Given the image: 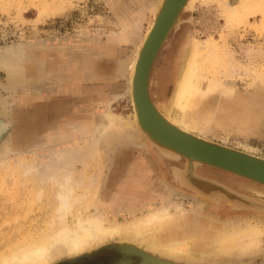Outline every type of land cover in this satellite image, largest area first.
<instances>
[{"label": "rangeland", "instance_id": "374dc122", "mask_svg": "<svg viewBox=\"0 0 264 264\" xmlns=\"http://www.w3.org/2000/svg\"><path fill=\"white\" fill-rule=\"evenodd\" d=\"M157 1L0 0V252L21 243L24 238L40 235L54 217L56 202L50 198L51 191L44 183L38 185L29 180L27 174H22V168L32 164L38 169L42 165L40 162L48 163L49 160L39 157H47L58 138L66 142L97 138L95 129L106 121L103 118L105 109L115 115L132 116L129 95H126L128 80L122 70L131 58L137 36H129L128 29L138 25V34H144L152 21L151 10ZM239 1L192 2L191 9L182 13L180 22L155 59L149 76L150 94L153 101L160 100L159 95H154L158 90L160 72L170 67L173 61L181 64L187 58L188 53L183 60H178L177 54L181 35L186 29L191 30L197 39L210 41L214 47L212 52L215 53L214 56L211 53L213 59L211 57L208 61L210 66L208 64L205 70L206 75H216L230 88L209 92L212 97H217L211 101L219 102L217 109L221 103H227L226 111H229L226 115L230 118L222 124L212 116L209 131L200 134L213 142L264 158V0H245L240 7ZM230 7L232 9H228ZM173 84L171 79L164 86L165 96L171 94ZM211 104L203 107L208 109ZM134 133H116L101 145L105 160L98 165L101 174L97 178L98 185L89 188L88 200L85 197L67 214V223L72 222L76 210L94 211V207L87 206L93 201L95 204L97 197L106 193L112 198L117 196V189H123L124 196L116 200L111 198L112 208L137 203L138 193L121 187L125 181L131 180L141 184L143 193H139L145 198L155 194L156 203L169 195L180 199L186 206L194 201L204 203L202 198L178 185L175 171L183 166V159H168L148 143L141 146L122 144L130 135L136 136ZM70 148L71 145L63 146V149ZM76 164L72 171L83 172L82 163ZM197 167L201 172L218 175L220 181L242 196L264 203V187L213 168ZM92 170L95 171L94 165L88 162L84 174ZM35 184L42 190L38 199L33 193L38 190ZM82 187L84 185L75 193H82ZM255 191L261 193L258 195ZM214 204L217 206L218 202ZM208 205L204 203L202 209L208 210ZM235 212L233 215L262 220L264 228L262 213ZM116 217L120 219L122 214L118 213ZM201 251L202 244H194L189 252L190 259L182 264H264V233L261 245L248 254L233 252L227 256H213L201 254ZM108 255L114 257L109 264H116L124 257L132 264L140 263L142 259L139 253L101 247L85 255L90 258L74 264H108L105 261ZM82 257L67 260L61 255L54 261L58 264Z\"/></svg>", "mask_w": 264, "mask_h": 264}, {"label": "bare ground", "instance_id": "6f19581e", "mask_svg": "<svg viewBox=\"0 0 264 264\" xmlns=\"http://www.w3.org/2000/svg\"><path fill=\"white\" fill-rule=\"evenodd\" d=\"M186 1L188 5L190 2H197L198 0ZM244 2L245 0H240L238 6H243ZM157 3H160V0ZM157 3L151 10L152 21L144 34H138V25L128 29L129 36L133 34L137 36L133 42L135 48L131 58L122 70L129 85L134 72L135 59L137 58L135 53H137L139 45L146 39L153 26V17H155L158 8ZM184 4L185 0L181 5V9ZM178 23L176 19L171 29L177 26ZM131 41L133 40L131 39ZM180 41L177 54L179 56L178 60H183L184 56L187 55L186 53H188L187 58L181 64L173 61L170 67L160 72L158 90L154 94L155 96L159 95L160 100L157 102L153 101L152 95L149 96V100L156 116H159L178 130L203 138L200 133L209 131L210 118L212 116L214 118L217 117L216 119H219L222 124H225L226 120L230 118L226 115V112L229 111H226V108H228L227 103H221L222 105L217 109L216 106L219 105V102H211L216 100L217 97H212L211 93H209L210 90L228 91L230 88L220 81L216 75L210 74V77L206 75L208 72H205V70L210 66L208 61L211 60V53L213 56L215 53L212 52L214 47L210 41H200L189 29L183 32ZM4 60L3 58V62H5ZM171 79H173L174 83L173 91L167 97L164 95V86ZM149 80L147 89H149ZM130 93V90H128L126 94L129 95V98ZM208 101L213 104L206 109L203 106L210 104ZM103 118L106 121L99 124L95 129L97 138L74 139L69 142L59 139L53 143L54 147L50 148L51 152L47 157H43V155L39 157L42 160H49L48 163L40 162L42 165L39 167L43 170H38L39 167L36 169L37 166L32 164L22 168V174H27L30 177L29 180H34L38 185L44 183L46 189L49 192L51 191L50 198L56 202L54 217L49 220L50 222H47L48 228L44 229V232L40 235L24 238L22 239L23 241L20 240L21 243L10 245L7 251L2 250L0 252V264H56L54 259L61 255H65L67 260H72L90 255L101 247H115L125 252L139 253L142 259L137 264H157L162 261L168 264H182L184 260L190 259L189 252L192 246L197 243L202 244L201 254L209 253L213 256H227L233 252L238 255L248 254L261 245L264 233L262 220H253L251 216L240 217V214L233 215V213H237L235 211H240L236 210L237 208L235 207H237V203H241L236 199V195L241 194L237 190L228 187L223 181H220L221 179L218 178V175L208 171L201 172L197 166L195 167L196 163L200 162L193 159H189L188 164L186 163L184 167L176 169L175 175L179 183L190 187L196 197H198L196 195L198 194L209 199L229 200L234 207L229 210L234 212L231 213L228 208H224L221 204L216 206L213 202L210 203L203 198L204 203H209L210 205L208 206L211 209H202L204 203L199 201H194L186 206L183 201L171 195L156 203L155 194L145 198V195L140 194L143 193L140 189L141 184L136 180H131L125 181V183L128 188L138 193L137 203L124 208H112V199L115 200L116 197L112 198L109 196L110 193H106V195L97 197L95 204L94 201L88 204L87 208L94 207V211L84 213L81 210H76L72 222L70 224L67 223V214L71 213L74 210V206L80 204L88 195L90 187H96L97 178L101 175L98 165L99 162L105 160L101 153V145L106 144L107 139L114 134L126 131L135 132L136 136L130 135L127 140H124L125 142H122L123 145H142V134L145 131L143 132V129L136 127V115V119L133 114L130 117H124L115 115L105 109ZM191 128L196 132L192 131ZM204 139L209 140L206 137ZM112 140L114 139L112 138ZM150 143L156 144L159 151L165 154L177 156L173 151L158 145L154 141ZM66 145H71L72 148L70 150L63 149V146ZM170 157L174 158L173 156ZM88 162L94 165L95 171H92L95 173L91 171L84 174ZM76 163H82L83 172L78 171L79 173H76L72 171L73 167L77 165ZM14 164L16 165V163ZM215 169L217 170V167ZM17 170L21 172V170ZM115 182L116 185L119 184L118 178L115 179ZM46 185H48V188ZM83 185V192L80 194L75 193V190ZM36 187L38 189V186ZM41 192L42 190L38 189L33 193L38 199L41 196ZM260 193L257 192L258 195ZM121 196H124L123 192H121ZM244 201L250 202L248 198ZM149 203L151 204L146 206ZM96 204H98V207H96ZM261 208L263 210V207ZM122 209H124V212H120ZM118 213L122 214V218L116 217ZM260 213L264 215V210L260 211ZM109 240H112V242ZM105 258V261L109 264L114 257L108 255ZM98 264L103 263L99 262ZM116 264H132V262L127 257H124V259H119Z\"/></svg>", "mask_w": 264, "mask_h": 264}, {"label": "water", "instance_id": "95a60500", "mask_svg": "<svg viewBox=\"0 0 264 264\" xmlns=\"http://www.w3.org/2000/svg\"><path fill=\"white\" fill-rule=\"evenodd\" d=\"M183 1L184 0H160V3H157L158 8L156 10L155 17H153V26L149 33H146V39L141 42L136 51L137 53H135L137 54V58L135 59L134 72L131 77L130 85L127 82V91L130 90L131 92L129 101L132 114L134 118L135 115L137 118L135 121L136 127L143 129V132L145 131V133L142 134V143H148L154 147L160 155L168 159H183L182 167H184L186 163L188 164L189 159H193L200 162L196 163L195 167L206 166L213 169L217 167V170H222V172L232 174L264 187L263 157L246 153L243 150H239L225 144L206 140L204 137L201 138L190 133H185L166 123L159 116H156L152 110V105L149 100V96H151L149 91V76L160 49L162 48L169 34L174 30L171 29L174 21L177 19L178 22H180L179 16L192 7V3L190 2L187 5V1L185 0V7L183 6L181 9ZM148 80L149 89H147ZM145 134L148 137L147 138L145 136L147 139L144 137ZM149 139L158 145L173 151L177 155L176 158L170 157H174V155H168L159 151L158 146L154 143H150L151 141ZM178 185L190 191L191 193H194L187 185L181 183ZM196 195L210 203L218 202V204L226 205L228 209L234 208L230 204L231 202L229 200H217L214 198L209 199L198 194ZM236 197V199L241 202L237 203V207H235L237 208L236 210H250L259 213L260 211H263L261 210V207L264 209V203L259 202L251 197L246 196L250 201L249 203L244 201L246 199L245 196L237 194ZM85 258H90V256H84L74 261L64 260L58 262V264H74Z\"/></svg>", "mask_w": 264, "mask_h": 264}, {"label": "crops", "instance_id": "0c3cea01", "mask_svg": "<svg viewBox=\"0 0 264 264\" xmlns=\"http://www.w3.org/2000/svg\"><path fill=\"white\" fill-rule=\"evenodd\" d=\"M59 132H60V130L58 131V133H59ZM59 139H60V138H58L57 140H59ZM61 139H62V138H61ZM57 140H56V141H57ZM121 187H122V188H125V187H128V186H127L126 183H124V186H121ZM116 192H117V196L115 195V197H116L115 200L118 199V197L121 196V192H120L119 189H117ZM118 193H119V194H118ZM124 207H125V206H124ZM124 207H122V208H124ZM114 211H115V210H114ZM120 212H124V209H122ZM116 214H117V213H116Z\"/></svg>", "mask_w": 264, "mask_h": 264}]
</instances>
